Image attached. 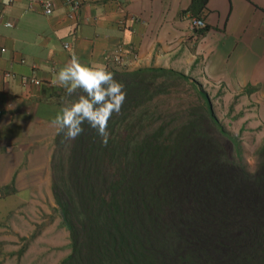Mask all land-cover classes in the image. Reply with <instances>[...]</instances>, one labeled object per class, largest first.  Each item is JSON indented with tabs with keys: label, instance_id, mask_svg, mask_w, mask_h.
Returning <instances> with one entry per match:
<instances>
[{
	"label": "trees",
	"instance_id": "1",
	"mask_svg": "<svg viewBox=\"0 0 264 264\" xmlns=\"http://www.w3.org/2000/svg\"><path fill=\"white\" fill-rule=\"evenodd\" d=\"M209 1L192 0V18ZM109 71L127 95L107 146L86 123L71 144L62 132L54 142L52 192L72 249L61 264H264V145L253 171L235 158L210 97L186 75ZM179 82L202 105L171 115L160 97Z\"/></svg>",
	"mask_w": 264,
	"mask_h": 264
},
{
	"label": "crops",
	"instance_id": "2",
	"mask_svg": "<svg viewBox=\"0 0 264 264\" xmlns=\"http://www.w3.org/2000/svg\"><path fill=\"white\" fill-rule=\"evenodd\" d=\"M53 3L47 16L30 0H0V264H14L9 229L19 230L52 179L58 131L50 121L69 96L57 73L73 54L118 71H174L214 95L250 97L264 117V0H210L205 34L193 26L192 0H81L75 12Z\"/></svg>",
	"mask_w": 264,
	"mask_h": 264
},
{
	"label": "rangeland",
	"instance_id": "3",
	"mask_svg": "<svg viewBox=\"0 0 264 264\" xmlns=\"http://www.w3.org/2000/svg\"><path fill=\"white\" fill-rule=\"evenodd\" d=\"M195 81L199 83L198 80ZM202 88L210 97L218 121L232 138L229 141L216 133L218 140L226 143L230 153L235 158L242 159L253 171L256 168L258 153L264 145V117L259 108L245 95L226 97L214 95L213 90L207 91L203 86ZM163 100H167V105L161 104L160 109L171 115L202 105L193 86L186 82H179L170 87L166 94L160 97V101ZM25 214L27 217L23 224H20L18 231L15 228L14 231L9 229L8 239L13 241L9 244L15 249L13 257L9 256L11 262L61 264L71 254V239L62 212L53 196L52 179L41 191V197L32 199ZM22 233L25 235L24 241L20 238ZM18 242L24 244V256L19 252L23 248L17 247ZM28 246L29 254L26 253Z\"/></svg>",
	"mask_w": 264,
	"mask_h": 264
},
{
	"label": "clouds",
	"instance_id": "4",
	"mask_svg": "<svg viewBox=\"0 0 264 264\" xmlns=\"http://www.w3.org/2000/svg\"><path fill=\"white\" fill-rule=\"evenodd\" d=\"M11 27V25H6ZM57 83L69 95L80 90L75 100L69 101L50 121V127L63 133L64 141L71 144L84 133V124L96 130L107 146L111 133L108 123L113 114H119L126 99L125 85L115 79L103 63H82L73 54L57 73Z\"/></svg>",
	"mask_w": 264,
	"mask_h": 264
},
{
	"label": "built area",
	"instance_id": "5",
	"mask_svg": "<svg viewBox=\"0 0 264 264\" xmlns=\"http://www.w3.org/2000/svg\"><path fill=\"white\" fill-rule=\"evenodd\" d=\"M31 3L39 5L44 14L47 16H51L54 13V3L53 0H30ZM66 6L72 11L75 12L77 11L80 6H81V0H65ZM193 26L198 29H203L206 27V23L203 19H196L194 18L193 21ZM11 25V24H8ZM66 47H69L66 45ZM2 52H5L6 49L2 48ZM111 60L116 64V65H122L124 63V49L122 46L118 47L113 51V54L111 55ZM12 76L11 74H7L6 77ZM22 82L24 85H36L39 86L41 85V81L34 78V77H23Z\"/></svg>",
	"mask_w": 264,
	"mask_h": 264
}]
</instances>
